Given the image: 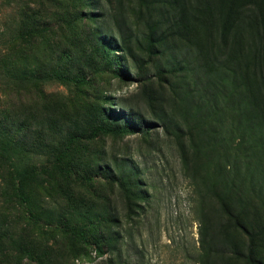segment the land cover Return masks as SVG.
Listing matches in <instances>:
<instances>
[{"label":"rangeland","instance_id":"374dc122","mask_svg":"<svg viewBox=\"0 0 264 264\" xmlns=\"http://www.w3.org/2000/svg\"><path fill=\"white\" fill-rule=\"evenodd\" d=\"M201 237L264 264V0H0V264H207Z\"/></svg>","mask_w":264,"mask_h":264},{"label":"trees","instance_id":"16d2710c","mask_svg":"<svg viewBox=\"0 0 264 264\" xmlns=\"http://www.w3.org/2000/svg\"><path fill=\"white\" fill-rule=\"evenodd\" d=\"M108 133H111V129L103 126H97L94 128L91 132L93 136L97 134L106 135ZM224 183L222 184L221 192L219 193V205L222 210L223 215H225L229 220L233 222V225L235 227L241 228V230L244 231L245 236L247 237L248 244L250 245L253 242V235L250 234L248 231H246V228L243 227L240 223V217L239 215L233 214L235 207H232L231 205V198H232V191H233V184L232 179L234 178V174L230 171H227L226 174H224ZM126 188V185L123 184ZM213 239H199V251L201 252V258L204 262L207 264H210L211 261L216 262L218 258L220 257H227L229 260L238 262L242 261L245 264H255V262L249 257V254H251V248L249 251V247L246 248V254L241 253L237 242L233 240L224 241V243H219L212 241ZM99 246V245H98ZM100 247L96 248V252L98 256H101L102 250L99 249Z\"/></svg>","mask_w":264,"mask_h":264}]
</instances>
